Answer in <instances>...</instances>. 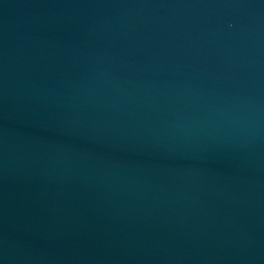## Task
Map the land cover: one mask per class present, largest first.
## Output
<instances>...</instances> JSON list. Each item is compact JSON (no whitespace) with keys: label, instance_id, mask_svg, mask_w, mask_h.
<instances>
[{"label":"water","instance_id":"1","mask_svg":"<svg viewBox=\"0 0 264 264\" xmlns=\"http://www.w3.org/2000/svg\"><path fill=\"white\" fill-rule=\"evenodd\" d=\"M0 264H264V0H0Z\"/></svg>","mask_w":264,"mask_h":264}]
</instances>
